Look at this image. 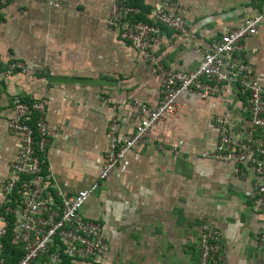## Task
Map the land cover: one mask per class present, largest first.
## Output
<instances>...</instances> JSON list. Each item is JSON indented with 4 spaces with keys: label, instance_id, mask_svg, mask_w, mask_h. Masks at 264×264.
Wrapping results in <instances>:
<instances>
[{
    "label": "crops",
    "instance_id": "obj_1",
    "mask_svg": "<svg viewBox=\"0 0 264 264\" xmlns=\"http://www.w3.org/2000/svg\"><path fill=\"white\" fill-rule=\"evenodd\" d=\"M114 1L63 0L64 7H55L43 0H10L0 10V204L22 147L21 134L8 124L15 99L46 101L51 142L45 173L52 195L57 189L76 193L95 182L111 140L110 122L116 121L120 139L129 137L138 122L137 106L155 107L162 99L163 75L109 23ZM136 1L137 16L149 21L156 0ZM179 2L177 11L189 30L181 34L164 27L154 52L167 67L181 71L195 70L202 52L210 51L222 34L264 14V0ZM245 44L253 76L264 84V18ZM13 60L23 61L30 71L5 75V63ZM53 75L105 83L51 82ZM248 106L235 86L208 98L183 92L177 111L149 132V144L129 151L80 209L84 218L102 225L110 245L107 255L97 260L68 256V264H200L205 222L222 232L219 264H264L259 244L264 214L249 199L256 180L253 165L201 155L215 147L223 117L235 145L246 140ZM255 137L262 139V131ZM6 235L0 234V245Z\"/></svg>",
    "mask_w": 264,
    "mask_h": 264
},
{
    "label": "built area",
    "instance_id": "obj_2",
    "mask_svg": "<svg viewBox=\"0 0 264 264\" xmlns=\"http://www.w3.org/2000/svg\"><path fill=\"white\" fill-rule=\"evenodd\" d=\"M9 1L0 0V10ZM43 1L55 7L66 5L63 0ZM179 6V0H156L150 20L145 21L137 17L138 8L128 0H115L111 5L110 25L118 28L120 37L163 75V97L155 107L137 106L138 122L129 137L120 139L116 121L110 122L111 140L105 163L98 179L90 186L76 193L63 189H57L54 195L49 192L50 180L44 171L51 142L46 101L14 100V113L8 124L11 131L21 134L22 147L5 181V200L0 204V234L6 235L11 227V243L22 247L23 256L16 264H64V255L80 260H97L107 255L110 245L102 225L84 218L80 209L100 183L122 164L129 151L137 145L149 144V132L168 114L177 111L178 98L183 92L208 98L224 95L228 86H235L248 98L251 126L246 140L237 147L230 133L229 120L223 117L218 121L219 139L215 147L203 150L201 155L216 161L253 165L256 180L249 196L250 204L264 214V84L253 76L255 67L246 57L245 44L248 36L257 33L264 14L246 18L239 27L222 34L210 51L202 52L195 70L181 71L167 67L154 52V46L162 40L164 27L181 34L188 32L189 22L177 11ZM3 64L0 58V67ZM29 71L21 60L9 61L4 66L5 75ZM257 131L263 133L260 140L255 137ZM158 147L166 148L163 144ZM170 148L177 150V146ZM259 244L264 248V232L259 235ZM200 245V264L220 263L223 245L219 228L205 222ZM2 250L4 247L0 245V264H5Z\"/></svg>",
    "mask_w": 264,
    "mask_h": 264
},
{
    "label": "trees",
    "instance_id": "obj_3",
    "mask_svg": "<svg viewBox=\"0 0 264 264\" xmlns=\"http://www.w3.org/2000/svg\"><path fill=\"white\" fill-rule=\"evenodd\" d=\"M129 4L135 5L137 4L136 0H130L128 1ZM138 17V16H137ZM139 18V17H138ZM141 19V18H139ZM143 20V19H142ZM148 21V20H145ZM35 123L34 121L32 124ZM45 171V170H44ZM11 227H9L8 234L3 238V247H4V258L6 261V264H16L18 260L23 256V249L20 245H14L11 243ZM69 257L67 255H64V264H68Z\"/></svg>",
    "mask_w": 264,
    "mask_h": 264
},
{
    "label": "water",
    "instance_id": "obj_4",
    "mask_svg": "<svg viewBox=\"0 0 264 264\" xmlns=\"http://www.w3.org/2000/svg\"><path fill=\"white\" fill-rule=\"evenodd\" d=\"M48 80L51 82H74V83H90V84H104L105 81L96 78L88 77H70V76H58L53 75L48 77Z\"/></svg>",
    "mask_w": 264,
    "mask_h": 264
}]
</instances>
